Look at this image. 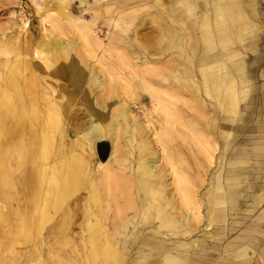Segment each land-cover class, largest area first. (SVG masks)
<instances>
[{
  "label": "bare ground",
  "instance_id": "6f19581e",
  "mask_svg": "<svg viewBox=\"0 0 264 264\" xmlns=\"http://www.w3.org/2000/svg\"><path fill=\"white\" fill-rule=\"evenodd\" d=\"M142 1L48 0L43 19L60 39L34 42L24 19L21 37L0 34V264H208L238 207L241 183L264 172V130L248 126L256 102L246 70L259 62L250 57L264 56V0H203L207 11L196 10L202 0H183L186 48L176 34L175 51L164 43L158 58L127 32L145 18L149 1L157 3ZM118 23L121 37L100 40L99 27ZM168 52L177 59L167 62L169 73H158L151 64ZM141 92L157 116L145 124L129 105ZM193 93L200 116L204 100H212L204 124L189 113ZM246 129L256 134L249 155L234 144ZM105 135L107 159L94 170ZM215 161L201 196L197 186ZM81 189L98 209L82 212L75 236L68 201ZM263 198L253 197L251 211ZM203 206L204 228H215L202 230L209 238L193 239ZM252 240L226 249L247 262L249 249L258 254L259 240Z\"/></svg>",
  "mask_w": 264,
  "mask_h": 264
},
{
  "label": "rangeland",
  "instance_id": "374dc122",
  "mask_svg": "<svg viewBox=\"0 0 264 264\" xmlns=\"http://www.w3.org/2000/svg\"><path fill=\"white\" fill-rule=\"evenodd\" d=\"M47 1L48 0H0V34L2 31L8 29L10 31L15 30L16 35L21 37L23 31L20 29V25L24 19L26 20L27 24L25 28H29L26 34H28V37H30L34 42H37L41 36H44L45 40L50 39L51 37L60 39L56 32H54L51 23H49L50 21L48 19H43L44 12L42 11V7ZM76 1L77 0H73L75 5H77ZM144 1L139 2V4L142 5ZM182 1L183 0H157V3H152L149 1L141 13V17L145 18L141 21L138 19L134 23H131L127 31L128 34L133 36V33H136L138 36L137 42H139L141 46L143 45L150 53L157 52V58L160 53L159 50L162 49L164 43L166 45L164 48H171V51H175V49L172 48L175 47L173 40L176 38V34L180 39V45L185 47L184 42L187 40V24L189 23L190 19L188 18L187 10H185L186 6ZM135 4L136 3H132L128 4L127 6L131 7ZM196 10H208L203 0L197 3ZM149 12H152L153 15H155L154 20L149 17ZM179 16L182 18L180 19ZM84 17L87 21H89L91 12H87ZM101 21H103V19H99V22ZM29 24L31 25L29 26ZM119 26V23L117 26L110 25V27L102 25L101 30L99 27L97 35L99 36L100 40H103L104 42H107L109 36L111 35L112 37H121L122 34L118 31ZM64 33L68 34L66 30H64ZM256 37L258 38V36ZM161 40H163V43L160 42ZM189 43L190 42H188V44ZM189 55H191V52ZM160 58L162 61H158L157 64H151V66L155 68L157 67L158 73H169L170 66L167 65V62L170 60L172 62L173 58L177 59V57L172 56V52H168ZM253 59H257L259 62H254L251 67L246 68L248 72L247 74H249L251 78L250 80L253 81L252 86L255 88L250 92L249 95L252 98V101L256 102L254 108L250 110L251 115L248 117V126L250 127V130L255 128L258 129V131H261L264 130V110L259 109L258 106L264 104V81L261 80L264 76V56L257 58L250 57L248 61L251 62ZM256 66H259L258 69L255 68ZM253 67L255 69H253ZM134 80L139 83V78H135L133 81ZM131 81L132 80L129 82ZM140 96L141 98L139 97L138 100H135L129 104L131 116L139 119V121L143 124L148 121V118H151V121H155L157 116L155 114H149L151 105L149 104L148 95L141 92ZM193 97H195V99L191 97L187 98L189 104L191 103L188 106H190V108L192 107L189 113L191 116L201 121L200 123L204 124L205 119H207L214 111V108L210 106L212 100L210 98H206V100H204L206 107L203 115L200 116L198 114L200 109V103L197 99L198 95L193 93ZM118 99H122V97L120 96ZM179 106L187 110L186 105L179 103ZM250 130L247 131L246 129V132L241 133V135L237 138V143H234L237 146L236 148L242 149L246 155L252 153L251 145L255 140V138H251L250 135H256L253 132H250ZM81 136V134L74 136L72 133L70 138H80ZM101 142L107 144V148L105 150L103 149L106 153V157H102L97 154V156L92 159V166L94 170L98 168L96 166L98 165L99 161H104L107 159V153L110 147V138L105 135ZM100 151L101 150H99V152ZM215 155L218 158L219 155H221V152L217 151ZM253 161L255 162L254 159H250L248 166L244 167L245 171L251 170V164ZM191 166L193 167V165ZM209 167L210 168H208V170L204 169L205 171L203 174L205 176L202 177V179H204L203 183H199V185L201 184L200 187L197 186L199 195L201 196H203L210 187V179L212 174L218 168L217 161H215V163ZM262 171H264V168H262ZM256 176H259V178L257 179ZM246 187L249 188L246 189ZM262 192L264 193V172H260L256 175L253 174V176L249 174L248 181L241 183L239 191L240 199L238 201L237 209L232 215H230V217L226 219L225 224L222 225L224 233L221 239L220 247L212 251V254L208 259V264H264V256H262V261H260L258 255L255 254V248L249 249L247 251L249 253L248 258L245 259L247 262H244V259L242 260V258H233L231 252L226 249L230 244H234L233 248L235 250L241 249L247 245L248 239L252 240L253 237H259V235H257L256 227L258 226V223H260L258 221L259 216H261V214L264 212V198L262 199L261 204L253 211H251V204L253 203V197L255 195L262 194ZM90 201L88 194L83 189H81L68 201V207L73 210V215H75V222L71 226V228L74 230L73 235L75 236L77 233L81 232L82 219L84 218V213L82 212L85 211L86 213H94L98 209L97 204ZM206 211L207 207L203 206L200 213V216H204L202 220L203 222L201 221L199 223H194L193 225L201 230L200 232L196 233V237L194 236L193 239H196L197 237L200 239L204 237L209 238L208 234H211L215 228H204L207 223ZM247 211L251 213H248ZM109 213H111V210ZM141 229H143V227ZM203 229L207 230L208 234H205V232L202 231ZM261 241H263V243L260 245L258 244L256 248L257 253H260V251L264 252V237L261 238ZM207 242H212V240L208 239Z\"/></svg>",
  "mask_w": 264,
  "mask_h": 264
},
{
  "label": "crops",
  "instance_id": "0c3cea01",
  "mask_svg": "<svg viewBox=\"0 0 264 264\" xmlns=\"http://www.w3.org/2000/svg\"><path fill=\"white\" fill-rule=\"evenodd\" d=\"M248 213H251V212H249V211H247ZM263 214V213H262ZM261 214V215H262ZM260 219V216H259V218H258V221L260 222V223H258V226L256 227V229H257V235H259V237H257L258 238V240H259V245L260 244H262L263 243V241H261V238H263L264 237V223H261V221L259 220ZM261 226H262V228H261ZM255 238V237H254ZM253 239V238H252ZM249 240H251V239H248L247 240V243L249 242ZM253 241V240H252ZM232 245H234V244H232ZM246 246V245H245ZM261 252V251H260ZM262 254L260 255V256H258V258H259V260L260 261H262V255H263V253L264 252H261ZM257 255H259V253L257 254Z\"/></svg>",
  "mask_w": 264,
  "mask_h": 264
},
{
  "label": "water",
  "instance_id": "95a60500",
  "mask_svg": "<svg viewBox=\"0 0 264 264\" xmlns=\"http://www.w3.org/2000/svg\"><path fill=\"white\" fill-rule=\"evenodd\" d=\"M100 156H105L106 157V153L104 152V154H102V151H100V154H99Z\"/></svg>",
  "mask_w": 264,
  "mask_h": 264
}]
</instances>
